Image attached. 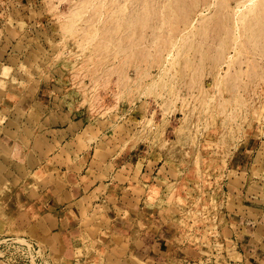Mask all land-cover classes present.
<instances>
[{
  "label": "rangeland",
  "instance_id": "obj_1",
  "mask_svg": "<svg viewBox=\"0 0 264 264\" xmlns=\"http://www.w3.org/2000/svg\"><path fill=\"white\" fill-rule=\"evenodd\" d=\"M1 68L0 129L90 124L179 248L156 264H250L218 220L264 226V0H0ZM128 254L104 264H154Z\"/></svg>",
  "mask_w": 264,
  "mask_h": 264
},
{
  "label": "crops",
  "instance_id": "obj_2",
  "mask_svg": "<svg viewBox=\"0 0 264 264\" xmlns=\"http://www.w3.org/2000/svg\"><path fill=\"white\" fill-rule=\"evenodd\" d=\"M89 126L57 115L43 121L31 138L20 133L27 142L12 137L13 129H0V236H28L47 247L51 259L56 255L59 264H104L127 257L130 250L141 262L163 261L179 248L167 249L162 226L144 230L142 203L115 180L104 146V162L95 156L99 142L89 137L92 130L86 132L88 139L83 135ZM255 224L251 221L252 230L237 239L232 225L240 223L218 220L220 234L230 237L239 256L263 264L264 226Z\"/></svg>",
  "mask_w": 264,
  "mask_h": 264
},
{
  "label": "built area",
  "instance_id": "obj_3",
  "mask_svg": "<svg viewBox=\"0 0 264 264\" xmlns=\"http://www.w3.org/2000/svg\"><path fill=\"white\" fill-rule=\"evenodd\" d=\"M0 259L5 264H52L47 247L28 236H0Z\"/></svg>",
  "mask_w": 264,
  "mask_h": 264
},
{
  "label": "bare ground",
  "instance_id": "obj_4",
  "mask_svg": "<svg viewBox=\"0 0 264 264\" xmlns=\"http://www.w3.org/2000/svg\"><path fill=\"white\" fill-rule=\"evenodd\" d=\"M250 2V1H249ZM251 3H252V1H251ZM252 6V5H251ZM154 194V193H153ZM3 264V263H2ZM5 264V263H4Z\"/></svg>",
  "mask_w": 264,
  "mask_h": 264
}]
</instances>
